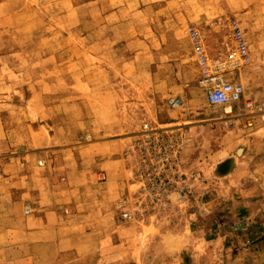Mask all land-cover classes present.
Here are the masks:
<instances>
[{
    "label": "rangeland",
    "instance_id": "374dc122",
    "mask_svg": "<svg viewBox=\"0 0 264 264\" xmlns=\"http://www.w3.org/2000/svg\"><path fill=\"white\" fill-rule=\"evenodd\" d=\"M231 20L250 63L223 75L243 86V102L264 111V0H0L4 126L16 144L33 147L68 134L67 141H52V151H69L56 157L41 151V170L30 177L50 175L66 184L72 194L58 189V206L68 207L59 212L68 217L76 204L80 225L107 232L98 252L86 254L88 245L79 256L59 253L54 264H115L112 232L120 235L121 264H135L133 258L193 264L199 241H211L210 253L195 254L202 264H264V197L257 199L261 210L252 211L253 202H239L214 181L219 162L242 148L243 135L262 133L264 122L252 118L248 127L245 118L208 105L191 38L193 31L208 59L224 56L233 49ZM4 159L0 218H14L20 208L25 214L31 198L24 206L4 201L5 178L12 177L14 196L28 189L19 188V171H6ZM113 161H119V177L102 171ZM114 179L120 185L115 224L97 216L88 221L90 212L104 208L93 187ZM10 216L0 219V264H33V247L12 232L18 222Z\"/></svg>",
    "mask_w": 264,
    "mask_h": 264
},
{
    "label": "crops",
    "instance_id": "0c3cea01",
    "mask_svg": "<svg viewBox=\"0 0 264 264\" xmlns=\"http://www.w3.org/2000/svg\"><path fill=\"white\" fill-rule=\"evenodd\" d=\"M5 117L7 116L3 114L2 110H0V157L5 158V166L3 168L6 169V171L7 169L11 168L17 169L19 171L18 175L15 176L17 177V185L19 184V188L21 190H26V187L28 189L27 193H25V191L16 190L17 195L15 194L16 196H14L13 186H11L12 177H7L1 182L3 183V185L7 184V188H9V192L5 195L4 201L8 204L24 206L29 194V198H31V201L29 200L28 214H24V210L20 208L18 210V214H16L14 218H12L9 214H1L0 219L9 220L10 216L11 220L18 222L17 229L12 232H16L18 236L25 238L27 240L26 244L30 247V249H32L33 247L32 251L34 253L35 259L33 264H54V262L56 263V260H58V254L64 252L75 253L79 256L86 249L85 246L88 245L89 248L86 251V254L92 253V251L98 252L97 247L98 242L101 239L100 237L106 236L107 232H103L102 228L97 229V226L86 224L80 225V223L78 222V217L80 216L79 214H77L79 210L76 204L73 205L72 208H69L71 209V214L68 217L63 216L62 213L59 212V210L61 211L63 209H68V207H63L65 205L60 207L58 206V189H60L59 192H61V195H64V197H66L67 195L72 194L71 191H69L68 186L66 184L62 185L61 183H58L55 180V177L51 178L50 175L46 176L45 179L40 180L32 179L30 177L29 171H34L35 173V171L41 170L37 166V160L39 157H41V151H43L45 155L51 153V155H54V157H56L55 153L57 152L66 153L67 151H69V149L63 150L62 148L60 149L61 151H52V149H55L57 147L56 144H53L54 140L58 139L61 141H67L68 134L60 136H58L57 133L53 134V136L50 138V143L48 142L40 146L33 147L25 144L24 142L23 144H16L15 140L10 138V135L8 134L9 129H6V127L4 126L6 125ZM241 141H243L244 144H241L242 148H240V150H235L236 154L234 153L226 156L223 161L219 162V175L214 173V176H216L214 178V181L215 183L221 181L222 188L228 189V192H226L225 194L232 195L238 198L239 202H253L254 204H252V207H250V209H252V211L258 212L261 210L260 205L262 204L257 199L264 197V130L262 131V133H248L247 135H243ZM21 145L22 151L17 152ZM238 152L239 154H237ZM44 164V167L48 165L47 160H44ZM65 165V163H61V168L65 169ZM102 171H104L103 173L106 174V176H112L113 178L115 176L119 177V161H113L112 165H105ZM3 172L5 173V170H3ZM258 173L260 175L256 176V174ZM57 184L60 185V187H57ZM93 188L97 189V197H95V200L97 199L99 201H103L100 203L101 205H104V208L103 210H101L100 208L96 209L98 213L96 212V214L94 215H92L90 212V218L86 219L88 221H91L93 218L92 216H97L98 218H101L100 221L107 220L108 223L109 221H111L112 224H115L112 207L114 201H116V198L119 196L120 185L114 179L113 181L111 180L100 183ZM91 189L92 188H89V191H91ZM215 193V198L220 199L221 196L218 195V191H215ZM213 201L214 200H211L209 202L207 201V203L210 205V203H213ZM88 203L90 204L91 202ZM32 208H36L37 211L34 215H32V211L34 210H32ZM63 217L68 220L66 221L68 223L67 227L58 228L60 219L62 220ZM83 219L85 218L83 217ZM92 227L93 229H91ZM4 231L10 232L7 228ZM62 231L63 235H58V233H62ZM111 236L113 240V257H115L114 260H116L115 264H121L122 262L118 257L122 248L120 235L112 232ZM58 238L60 239L58 240ZM30 243H32V245H29ZM210 245L211 241L210 243L203 242V244H201V242L199 241V243L195 245L193 250V259L195 261L193 264H202L197 260V258L202 252L204 253L207 251L208 253H210ZM25 249L26 248L24 246L23 251H25ZM129 250V253L132 254L133 251H131V249ZM138 250L140 251V249ZM223 252L225 253L227 252V250L224 249ZM36 254H38V257ZM195 254L199 255H197L196 257ZM159 261H162V259L160 258ZM133 263L139 264L138 261L135 260V258H133Z\"/></svg>",
    "mask_w": 264,
    "mask_h": 264
},
{
    "label": "built area",
    "instance_id": "2783aa9c",
    "mask_svg": "<svg viewBox=\"0 0 264 264\" xmlns=\"http://www.w3.org/2000/svg\"><path fill=\"white\" fill-rule=\"evenodd\" d=\"M228 27L233 49L224 56L218 54L213 59L207 58L196 33L191 31L193 50L202 72L200 84L205 88L206 101L210 107L221 110L229 118L236 115L245 118L246 125L251 127L252 118L264 122V111L254 108L251 103L243 102V86L227 80L223 75L226 71L235 73L239 68L247 67L250 63L247 43L237 21L231 20ZM174 102L176 103V101ZM41 164L40 162L39 165ZM28 213L29 210H25V214ZM127 217L126 213L122 214V218L126 219Z\"/></svg>",
    "mask_w": 264,
    "mask_h": 264
}]
</instances>
